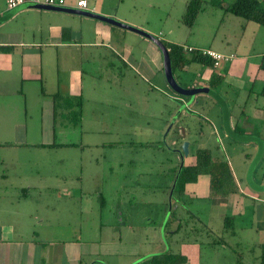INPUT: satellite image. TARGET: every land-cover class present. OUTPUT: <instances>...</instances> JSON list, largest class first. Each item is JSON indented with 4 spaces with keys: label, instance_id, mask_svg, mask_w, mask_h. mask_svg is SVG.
<instances>
[{
    "label": "crops",
    "instance_id": "1",
    "mask_svg": "<svg viewBox=\"0 0 264 264\" xmlns=\"http://www.w3.org/2000/svg\"><path fill=\"white\" fill-rule=\"evenodd\" d=\"M65 1L66 6L55 7V10L37 8L30 3L10 10L6 0H0V147L13 150L0 154V264H109L96 259L98 253L91 249L89 251L87 247L92 241H96L92 240L96 237L95 231L100 234L103 232L101 227L104 224L96 227L95 218L92 217L95 213L94 200L91 199V192L84 190L85 183L81 178L84 170L81 166L82 157L74 151L77 148L75 145L61 146L77 143L73 139L75 134L79 135L84 115L79 119L81 123L76 125L73 114L77 107H85V102L81 105L80 102L71 103L68 98L60 105L58 99L60 95L83 99L86 94L84 91L90 89H112L113 86L121 89L132 76L128 74V68L134 67L136 77L144 78L145 69L151 70L150 66L144 64L145 58L154 59V55H159L151 49V44L155 43L146 37L80 13L83 11L101 15L151 32V16L144 14L134 17L132 14L130 2L136 0H86V9L77 7L80 0ZM123 6L128 9L122 11ZM222 10V22L226 16L227 22H235L236 19L231 17L235 15ZM247 24H241V28H245ZM191 43V48L204 49L194 41ZM112 44L116 45L117 51L111 50ZM142 46L147 47L152 56L148 51H143ZM240 48L239 42L236 44V51L226 50L229 52L224 53L211 47L206 48L233 56V60L221 63L219 67H222L223 72L218 74L216 71L219 67L198 66L207 70L206 76L201 75L204 86L210 83L213 74H217L223 78V84L227 83L225 79H229L232 83L240 80L243 85L244 79L253 85L259 81L263 89L264 70L261 63L264 52L253 56L243 49L241 52ZM135 49L142 53L139 54ZM153 64L158 72L159 62ZM223 73L228 76L225 77ZM262 89L257 94L253 90L248 93L240 108L242 111L235 117V132L240 125L248 127L245 113L258 110L256 104ZM45 100L51 102L47 103ZM29 107H32V112ZM59 107H63L62 111H59ZM82 111L84 113V108ZM70 116L73 120L69 119ZM60 121L62 123L59 125ZM189 128H183L184 138L191 134ZM67 131L72 132L69 134ZM251 134L253 132L248 130L243 135ZM19 148L23 151H19ZM206 178L205 197L211 200L212 208L236 213L235 216L223 215L232 217L233 229L226 232L225 222L223 223L224 234L217 235L220 241L216 247L219 246L220 249H215L212 254L223 251L241 258L230 262L225 258L227 255H222L211 264H261L264 226L260 228L255 225H264V213L260 216V210L264 211V197L261 195L264 191H255L247 183L253 191L250 192L243 186L241 179L235 177L240 194H233L228 198H210L209 179ZM194 184L186 186L185 194L187 187ZM99 198L102 214L109 204L102 194H99ZM244 199L252 200L254 205L243 206ZM113 208L106 233L107 237L119 234V242L122 244L123 237L129 236L126 233L134 230L133 226L123 228L122 223L125 222L120 205H114ZM248 208L254 212L253 216L242 217V213ZM245 221L250 222L246 229L257 231L258 239L238 236L237 230L242 226L237 224L241 225ZM208 222L212 225L219 223L214 218H209ZM228 235L232 243L226 239ZM128 241L124 244L128 245ZM131 241L135 246H140L137 238ZM105 244L113 246L114 241L105 240ZM240 246L245 247L242 253L237 251ZM83 248L87 250L84 251ZM140 253L141 248L135 247L131 251L110 255L132 260L121 264H144L153 255L149 254L141 259ZM139 258L142 261L135 263ZM213 260L215 258L210 256L209 261Z\"/></svg>",
    "mask_w": 264,
    "mask_h": 264
},
{
    "label": "rangeland",
    "instance_id": "2",
    "mask_svg": "<svg viewBox=\"0 0 264 264\" xmlns=\"http://www.w3.org/2000/svg\"><path fill=\"white\" fill-rule=\"evenodd\" d=\"M205 1L204 10L199 13L192 28L182 23L188 0H136L130 2V6L134 17L144 14L151 16V32H147L166 43L173 42L191 47L193 44L191 42L194 41L201 48L211 47L225 53L229 52L226 50L236 51V44L239 42L241 52L243 49L253 56L264 52V26L236 16H231L236 19L235 22H227L228 16L222 22L223 8L211 6V0ZM219 2L228 6L234 1L219 0ZM123 9L128 8L123 6L122 11ZM246 23L248 26L242 29L241 24ZM126 33L131 35L130 32ZM110 48L111 50L118 49L113 44ZM151 49L158 53L159 57L154 55V59L145 58L144 64L150 66L151 70L145 69L144 78L136 77L134 73L137 71L134 67L128 68V74L132 76L121 89L118 86H113L112 89H90L84 91L86 94L83 99L61 95L58 99L60 105L64 99L68 98L71 103L80 102L81 105L85 102L84 113L82 111L84 120L78 130L79 135L77 133L75 139L73 136L70 138L75 140V143L77 142V148L74 151L82 157L81 166L84 170L80 174L85 183L84 190L90 191L91 199L94 200L95 213L92 217L95 218V226L101 227V223L104 224L101 227L103 230L101 234L96 231L94 233L96 237L92 240L96 241L85 244H89L87 246L89 251L91 249L98 253L96 259L109 264L131 262L132 260L128 258L110 254L131 251L135 247L141 248V259L149 254L170 251L182 255L188 254L184 255L186 259L184 264H211L222 255H227L225 258L230 262L236 259L241 260L239 255H229L228 252L225 254L221 251L219 254H212L215 249H220L219 246L216 247L217 245L212 247L209 242L218 238L217 235L223 236V223L225 222L223 220L226 217L223 215L233 214L235 216L236 213L212 208L211 200L205 197L206 177L200 178L198 183L187 187L184 195L179 196L178 193H173L170 210L174 170L181 164L180 154L174 149H180L184 141L190 142L189 155L184 158V165L194 162L196 150L210 149L217 158L229 163L235 177L241 179L243 186L251 192L252 189L247 184V172L257 154L258 145L254 142L237 141L227 135L222 108L212 97L199 94L188 105L190 98L178 95L167 82L162 51L153 43ZM135 50L139 54L142 53L138 49ZM142 50L148 51L144 46ZM150 55L152 56L151 53ZM156 62H159L158 72L153 64ZM198 66L200 65L192 64L186 72L175 71L174 77L177 84L183 88L195 85H198L197 87L211 86L210 83L203 85L201 75L206 76L207 70ZM220 72H223L222 67L216 71L217 74ZM225 73L222 75L227 77ZM225 81L227 83L222 85V89L216 87L214 89L221 92L228 103L232 128L235 129V124H237L235 117L242 111L240 108L248 93L253 90L257 94L262 87L259 81L255 85L244 79L242 80L243 85L240 80L235 83L230 82L229 79ZM236 92L238 93L235 96ZM235 101L237 103H233ZM45 102L50 103L51 101L45 100ZM185 104L187 108L183 111L184 115L181 114L167 133L174 115ZM256 107L258 108L256 112L245 113V117H248V127L243 128L240 125L236 130L239 134H246L248 130H251L253 135L249 136H256L264 141V98L261 95ZM34 109L38 110L37 107ZM59 109L62 111L63 107ZM32 110V107H29V111L32 112ZM69 119L73 120L72 116ZM77 119H80L79 113L74 116V120ZM58 123L60 125L62 121ZM79 123L81 120L75 124ZM188 125H191L188 129L191 134L184 138L183 128ZM71 132L67 131L69 134ZM19 149L23 151L22 148ZM11 151L13 150H9L8 147H0V154H7ZM253 179L256 184L264 185V155L254 170ZM99 194H102L109 204L102 214ZM261 195L264 197V192ZM242 202L243 206L252 207L254 205L250 199H244ZM114 205H120L123 221L128 222V224L122 223L123 228L133 226L135 231L127 232L129 236L123 237L122 244L119 242V234L107 237L106 233ZM263 213L264 211L260 210V216ZM168 214L170 217L167 224L165 221ZM253 214L254 212L248 208L242 213V217L250 218ZM209 218H214L219 223L209 224ZM249 224V221L241 225L237 224V226H242L237 230L238 236L258 239L257 231L252 232L246 229ZM229 226L230 229L226 228V232L232 231L233 223ZM255 226L263 228L264 225L258 223ZM208 227L212 228V231ZM176 230L178 234L177 232L176 235L172 234ZM229 237L230 235L226 236V239L228 240ZM127 238H137L140 246H135L131 239ZM105 240L106 242L114 241L113 246L108 244L106 246ZM126 240H129L128 245L124 244ZM229 242L232 243L230 239ZM243 250H245L243 246L237 249L241 253ZM210 256L215 260L209 261ZM141 259H137L135 263L141 262ZM144 264L151 263L145 261Z\"/></svg>",
    "mask_w": 264,
    "mask_h": 264
},
{
    "label": "trees",
    "instance_id": "3",
    "mask_svg": "<svg viewBox=\"0 0 264 264\" xmlns=\"http://www.w3.org/2000/svg\"><path fill=\"white\" fill-rule=\"evenodd\" d=\"M205 0H188L186 4L185 13L182 18V23L188 28H192L199 16V13L204 10ZM211 6L220 7L225 9L226 12L235 16L244 18L247 21L255 22L264 26V0H235L232 4L224 6L219 0H211ZM166 48L169 50L173 72L177 70L188 71L192 64H199L204 68H216L215 60L202 53V49L185 47L173 43H166L162 41ZM191 48L193 51H189ZM261 68L264 70V57L262 59ZM210 88H221L223 85V78L217 74H213L210 81ZM217 91L221 96V92ZM264 97V86L260 93ZM56 97V96H55ZM184 97V96H183ZM223 97V96H222ZM182 98V97H181ZM188 98V97H184ZM183 102V101H182ZM82 108L78 107V111L75 109L74 116L79 113L82 116ZM187 112V111H186ZM182 113L178 114V118ZM79 119L76 120V123ZM191 128V125H188ZM237 132V130H236ZM76 146V144H65L61 146ZM60 146V145H55ZM179 166L175 169L173 181L179 171ZM208 177L209 179V197L210 198H228L233 194H240L238 182L234 176V173L228 162L217 158L210 149H198L195 153V160L192 164H185L177 178L174 193H178L179 196L184 195L185 188L188 184L197 183L200 177ZM194 217V215H191ZM170 217V214H169ZM169 217L167 224L169 223ZM195 218V217H194ZM232 217L225 218V227L230 229L229 225H232ZM180 228L178 227V230ZM176 230L174 235L178 234ZM177 232V233H176ZM176 233V234H175ZM219 239H213L209 244L214 247ZM261 264H264V245ZM147 263L151 264H184L186 262L185 256L176 252H166L164 254H156L146 259Z\"/></svg>",
    "mask_w": 264,
    "mask_h": 264
},
{
    "label": "water",
    "instance_id": "4",
    "mask_svg": "<svg viewBox=\"0 0 264 264\" xmlns=\"http://www.w3.org/2000/svg\"><path fill=\"white\" fill-rule=\"evenodd\" d=\"M34 6L37 7V8H42V7L45 8L46 7V8H50V10H52V9L55 10V7H48V6H43V5H34ZM80 13H84L86 15L95 17L97 19H100V20H103V21L118 25V26H120V27H122L124 29H128V30H130L132 32L140 34V35L146 37L147 39L151 40L152 42H154L159 47V49L162 51L163 56H164V72H165V76H166L167 82L169 83L170 87L178 95L190 98V103H188V105H190L193 102V100L196 97V95L206 94V95L212 97L222 108L223 118H224V128H225L226 133L231 138H233V139H235L237 141L254 142V143H256L258 145L257 154H256L255 158L253 159V161L251 163V166H250V168H249V170L247 172V183L255 191H264V185L256 184L254 182V180H253L254 170H255L256 166L258 165L259 161L261 160V158L264 155V141L261 138H259V137L242 135V134H239V133H237V132H235L233 130V128L231 127V124H230V111H229L228 104L225 101V99L217 91H215L214 89H212L210 87L183 88V87L179 86L177 84L176 80H175V77H174V72H173V69H172V61H171L169 50L166 48V46L164 45V43L160 39H158L157 37L153 36L152 34H150L148 32H145V31H143L141 29H138L136 27H133V26L127 25L125 23L119 22V21L114 20L112 18L104 17V16L97 15V14H92V13H89V12H83V11H80ZM185 108H186V104L174 116L172 122L170 123L171 125H170L167 133L172 129L175 121L178 118V114L181 113ZM189 145H190V143L188 141H184L182 146H181V149L177 150V152L180 154V157H181V164H180L177 176L175 178L174 184L172 186V192H171V195H170V210L172 209V206H171L172 195L174 193V189H175V186H176L177 178L179 176V173H180L182 167L184 166V158H185V156L189 155ZM168 217H169V214L166 217L165 223L167 222Z\"/></svg>",
    "mask_w": 264,
    "mask_h": 264
},
{
    "label": "built area",
    "instance_id": "5",
    "mask_svg": "<svg viewBox=\"0 0 264 264\" xmlns=\"http://www.w3.org/2000/svg\"><path fill=\"white\" fill-rule=\"evenodd\" d=\"M27 3L33 4V5H43L48 7H63L66 6L65 0H6L7 8L10 10L17 9ZM88 6V3L86 0H80L77 3V7L86 9ZM189 51H193V49L189 48ZM204 55H207L215 60V67H219L221 63L232 61L233 56H226L221 53H218L211 49H202L201 50Z\"/></svg>",
    "mask_w": 264,
    "mask_h": 264
},
{
    "label": "flooded vegetation",
    "instance_id": "6",
    "mask_svg": "<svg viewBox=\"0 0 264 264\" xmlns=\"http://www.w3.org/2000/svg\"><path fill=\"white\" fill-rule=\"evenodd\" d=\"M173 145L175 146V143H173ZM179 148H180V147H179ZM180 149H181V148H180ZM177 150H178V149H174V151H176V152H177ZM177 153H178V152H177ZM185 157H186V156H185ZM180 159H181V158H180Z\"/></svg>",
    "mask_w": 264,
    "mask_h": 264
}]
</instances>
